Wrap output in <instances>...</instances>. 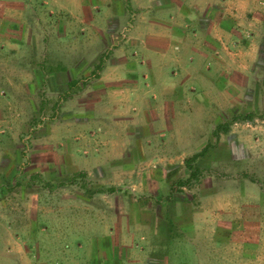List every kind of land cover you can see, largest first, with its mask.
I'll use <instances>...</instances> for the list:
<instances>
[{
	"label": "rangeland",
	"instance_id": "1",
	"mask_svg": "<svg viewBox=\"0 0 264 264\" xmlns=\"http://www.w3.org/2000/svg\"><path fill=\"white\" fill-rule=\"evenodd\" d=\"M195 1L0 0V264H264V0Z\"/></svg>",
	"mask_w": 264,
	"mask_h": 264
},
{
	"label": "crops",
	"instance_id": "2",
	"mask_svg": "<svg viewBox=\"0 0 264 264\" xmlns=\"http://www.w3.org/2000/svg\"><path fill=\"white\" fill-rule=\"evenodd\" d=\"M195 1V0H194ZM217 0H196L195 1V4H196V6H198V7H200V9H203V8H207V7H209V6H211L212 4H214L215 2H216ZM236 2H237V6L238 7H240V8H243V4L245 3V0H236ZM170 5H172V4H170ZM167 6H169V5H167ZM240 8H238V12H239V14L241 13V14H244V10H242V9H240ZM167 24H168V22L167 21H165ZM171 25H174L175 26V24L174 23H172ZM154 30V33L155 34H158V31L156 30V29H153ZM172 31V34H171V36H169L168 38L169 39H167V40H169V41H173V40H176V41H180L181 40V30H180V27L177 25L176 27H175V29H172L171 30ZM155 34H153V37L154 36H156ZM171 39H173V40H171ZM174 49H175V51H180L181 49H180V47L177 45V46H174ZM152 57L154 58V59H156V60H159V59H161V57L162 58H170L168 55H167V51L165 50V51H161V52H158V53H153L152 54ZM158 64H156V63H154V60H153V64H152V66H154L153 68H156V66H157ZM170 68H172V65L170 66L169 65V67H166L165 69L167 70V72H169V73H173V71L172 70H170ZM164 72H166V71H164ZM173 80V77L172 76H169V80ZM155 80V79H154ZM156 82L154 83V84H157L158 83V79H156L155 80ZM170 82V81H169ZM169 87H171V86H169ZM165 88H168V87H166L165 86ZM246 148V147H245ZM244 147H243V149L242 150H244V152H245V150H247V149H245ZM250 155H253L254 153H253V151H251V150H248L247 151Z\"/></svg>",
	"mask_w": 264,
	"mask_h": 264
},
{
	"label": "trees",
	"instance_id": "3",
	"mask_svg": "<svg viewBox=\"0 0 264 264\" xmlns=\"http://www.w3.org/2000/svg\"><path fill=\"white\" fill-rule=\"evenodd\" d=\"M244 120L247 121V122H250V121H252V118H250V116H247ZM218 130L220 132H223V133H227L228 132V129L227 128L225 129V127H223L222 125H220L218 127Z\"/></svg>",
	"mask_w": 264,
	"mask_h": 264
}]
</instances>
